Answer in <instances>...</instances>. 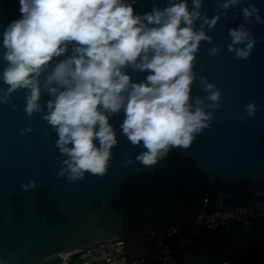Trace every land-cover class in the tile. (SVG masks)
Segmentation results:
<instances>
[{"label": "water", "instance_id": "1", "mask_svg": "<svg viewBox=\"0 0 264 264\" xmlns=\"http://www.w3.org/2000/svg\"><path fill=\"white\" fill-rule=\"evenodd\" d=\"M253 2L264 16V0ZM202 3L197 28L205 15L210 19L220 14L221 19L215 27L204 26L213 39L202 41L197 52L193 103L199 97L211 104L200 83L203 76L221 90L222 107H207L214 114L211 127L189 149L174 148L155 166L136 160L144 149L122 135L121 112L110 119L118 145L107 173L86 174L84 180L68 184L66 177L55 174L66 158L56 148L58 136L43 113L28 117L25 91L12 93L10 104L0 103V264H61L94 244L143 229H164L199 211L264 203V109L254 118L246 116L248 103L264 105V24L247 22L258 43L250 59L239 60L228 50V32L244 22L241 9L248 0L228 9L226 16L216 0ZM167 4L168 0H135L134 7L143 14ZM19 8V0H0V53L3 29L21 17ZM212 47L221 49L214 57L209 55ZM5 66L0 59V73ZM127 72L133 82L149 74L131 68ZM0 89H6L2 81ZM48 99L42 93L45 112ZM29 124L34 130L20 135ZM126 157L131 164H125ZM29 181L36 186L25 192L21 185Z\"/></svg>", "mask_w": 264, "mask_h": 264}, {"label": "clouds", "instance_id": "2", "mask_svg": "<svg viewBox=\"0 0 264 264\" xmlns=\"http://www.w3.org/2000/svg\"><path fill=\"white\" fill-rule=\"evenodd\" d=\"M227 10L242 0H216ZM21 17L2 32L5 63L0 81V103L10 104L12 93L24 90L28 117L43 113L56 132V148L66 157L56 175L68 184L86 174L103 177L113 158L118 138L110 119L123 112L120 130L133 146L142 147L136 160L155 166L174 149H189L197 136L211 127L219 110L221 90L200 77L205 100L196 97L192 85L197 52L202 41L212 42L204 26L215 27L220 14L201 20L202 0H168L161 8L137 13L135 0H19ZM244 22L229 29L228 50L239 60L250 59L258 43L248 21L264 24L260 7L248 0L242 7ZM243 45V47H236ZM209 50L210 56L220 53ZM69 52L71 54H69ZM63 57V59H61ZM148 72L133 82L127 69ZM46 92V109L40 101ZM13 108L16 105L11 104ZM264 105L250 102L246 116L254 118ZM21 129L25 136L33 131ZM131 164V158H125ZM35 181L22 184L25 192ZM13 257H10L12 259Z\"/></svg>", "mask_w": 264, "mask_h": 264}, {"label": "built area", "instance_id": "3", "mask_svg": "<svg viewBox=\"0 0 264 264\" xmlns=\"http://www.w3.org/2000/svg\"><path fill=\"white\" fill-rule=\"evenodd\" d=\"M260 220H264V203L199 211L164 229H143L120 240L94 244L61 264H178L189 259L185 249L201 231H230L237 225L246 234Z\"/></svg>", "mask_w": 264, "mask_h": 264}, {"label": "trees", "instance_id": "4", "mask_svg": "<svg viewBox=\"0 0 264 264\" xmlns=\"http://www.w3.org/2000/svg\"><path fill=\"white\" fill-rule=\"evenodd\" d=\"M189 259L178 264H264V220L249 233L237 226L230 231H201L185 249Z\"/></svg>", "mask_w": 264, "mask_h": 264}]
</instances>
